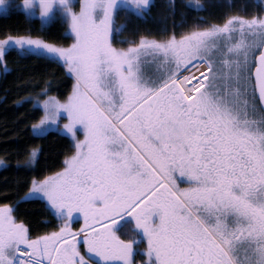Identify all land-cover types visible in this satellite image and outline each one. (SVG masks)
<instances>
[{"label": "snow or ice", "instance_id": "6c2138e0", "mask_svg": "<svg viewBox=\"0 0 264 264\" xmlns=\"http://www.w3.org/2000/svg\"><path fill=\"white\" fill-rule=\"evenodd\" d=\"M154 6L0 0V12L38 17L41 32L59 22L73 37L67 46L43 35L0 38L5 74L16 51L59 64L73 81L63 100L46 87L33 105L44 113L33 137L55 131L72 147L58 171L17 177L27 191L0 204V264H264V0H228L229 10L256 11L223 23L197 16L185 27L182 12L171 31L117 39L128 29L121 14L146 20ZM169 10L175 16V0ZM41 153L31 148L17 168L35 171ZM32 201L59 221L54 229L17 214Z\"/></svg>", "mask_w": 264, "mask_h": 264}, {"label": "trees", "instance_id": "16d2710c", "mask_svg": "<svg viewBox=\"0 0 264 264\" xmlns=\"http://www.w3.org/2000/svg\"><path fill=\"white\" fill-rule=\"evenodd\" d=\"M20 1V0H17ZM190 0H175L176 14L173 16L169 10L170 0H154L155 6L146 20H138L135 17L126 18L123 14L118 18L119 23H127L128 29L117 39H138L141 34L159 35L160 30L167 26L172 29L173 20L179 22L181 13L186 14L187 26L199 23L197 16H204L211 23H223L227 14H253L256 9L249 7L248 13L240 12L238 7L229 10L226 7L228 0H202V3L210 5L208 12L198 13L183 7ZM194 3V0H191ZM239 6L243 3H254L255 0H232ZM17 4V3H15ZM67 25L59 22L51 24L44 32H41L39 18H29L22 10L11 9L8 13L0 14V38L5 35H43L50 42L68 45L73 37L65 34ZM185 29L177 28L180 32ZM120 47L126 44L117 43ZM6 63L10 71L5 74L0 65V159L5 161L7 167L0 169V204L13 203L18 195H23L27 188L18 190L16 178L23 175L38 176L51 174L63 167L65 155L70 154L72 141L69 137L58 135L55 131L45 138L33 137L30 129L39 121L43 110H33L35 99L42 89L51 87V91L58 92L61 98L66 97L70 78L65 75V69L57 63L37 56L22 58L12 51L6 57ZM31 97L22 106L18 102ZM33 147L42 149L39 156V164L35 171L26 173L23 168H17L18 162L25 161L27 153ZM18 215L30 222L40 232L47 231L53 226V220L43 210L41 201H32L21 204ZM42 220L51 223L44 225Z\"/></svg>", "mask_w": 264, "mask_h": 264}, {"label": "rangeland", "instance_id": "374dc122", "mask_svg": "<svg viewBox=\"0 0 264 264\" xmlns=\"http://www.w3.org/2000/svg\"><path fill=\"white\" fill-rule=\"evenodd\" d=\"M13 2H14V4L15 3H17V4H22V0H20V1H17V0H13ZM1 13H3V12H0V14ZM72 43V42H71ZM70 43V44H71ZM64 46H67V45H64ZM117 47H120V46H118V45H116ZM71 82H70V84H69V88H68V90H67V92H66V94L68 95V93L71 91V86H72V83H73V81L72 80H70ZM47 89H48V95H50V96H56V97H58L59 99H61V100H63L64 98H66V97H64V98H61L60 97V95L58 94V92H54V91H51V87H47ZM66 95V96H67ZM45 97L43 96L42 98H40L39 100L40 101H42L43 99H44ZM36 101H37V99H35V101H34V104L36 103ZM42 110H43V108L42 107H40ZM44 114V113H43ZM65 122V120H63V119H61V120H59L58 121V124H59V126L62 128V126H63V123ZM37 123V122H36ZM0 160H3V159H0ZM3 162H4V164H5V161L3 160ZM3 166H0V169L2 168Z\"/></svg>", "mask_w": 264, "mask_h": 264}, {"label": "flooded vegetation", "instance_id": "af4514ba", "mask_svg": "<svg viewBox=\"0 0 264 264\" xmlns=\"http://www.w3.org/2000/svg\"><path fill=\"white\" fill-rule=\"evenodd\" d=\"M49 216V218L50 219H52L53 220V226L52 227H50L47 231H50V230H52V229H54L56 226H57V224L59 223V221H56L53 217H51L50 215H48ZM74 227H76V228H78L79 227V224L78 223H76V224H74L73 225ZM131 227V225H129L128 226V228H130ZM125 233L127 234V235H130V233H128L127 232V228L125 229ZM141 248H143L144 247V245H141L140 246ZM141 257H137V260H139Z\"/></svg>", "mask_w": 264, "mask_h": 264}]
</instances>
